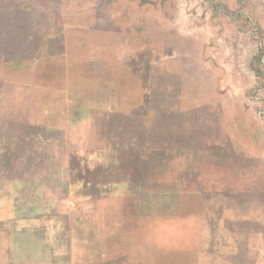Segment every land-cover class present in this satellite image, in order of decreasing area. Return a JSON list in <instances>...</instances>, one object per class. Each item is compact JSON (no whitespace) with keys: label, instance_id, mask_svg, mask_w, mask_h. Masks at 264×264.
Here are the masks:
<instances>
[{"label":"rangeland","instance_id":"374dc122","mask_svg":"<svg viewBox=\"0 0 264 264\" xmlns=\"http://www.w3.org/2000/svg\"><path fill=\"white\" fill-rule=\"evenodd\" d=\"M0 264H264V0H0Z\"/></svg>","mask_w":264,"mask_h":264},{"label":"water","instance_id":"95a60500","mask_svg":"<svg viewBox=\"0 0 264 264\" xmlns=\"http://www.w3.org/2000/svg\"><path fill=\"white\" fill-rule=\"evenodd\" d=\"M9 254H10V252H9ZM9 254H8V255H9ZM10 259H11V257H7V260H10Z\"/></svg>","mask_w":264,"mask_h":264}]
</instances>
